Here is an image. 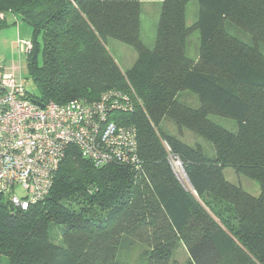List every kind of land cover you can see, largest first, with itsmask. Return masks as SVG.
I'll return each instance as SVG.
<instances>
[{
	"label": "trees",
	"instance_id": "obj_1",
	"mask_svg": "<svg viewBox=\"0 0 264 264\" xmlns=\"http://www.w3.org/2000/svg\"><path fill=\"white\" fill-rule=\"evenodd\" d=\"M142 1L0 0V27L12 13L31 29L30 97L66 103L109 90L128 95L131 107L113 119L136 127L140 155L138 166H96L70 145L45 198L22 209L0 195V259L169 264L182 241L187 264H264V0H198L191 24L190 0H160L153 46L141 38ZM195 31L198 54L190 57ZM110 39L137 51L129 69L108 50ZM166 143L190 188L174 174ZM226 167L255 180L260 193L228 180Z\"/></svg>",
	"mask_w": 264,
	"mask_h": 264
},
{
	"label": "built area",
	"instance_id": "obj_2",
	"mask_svg": "<svg viewBox=\"0 0 264 264\" xmlns=\"http://www.w3.org/2000/svg\"><path fill=\"white\" fill-rule=\"evenodd\" d=\"M5 17L0 10V20ZM31 47L30 39L23 51ZM33 100L14 73L0 72V195L12 205L27 209L46 197L70 145L96 166L139 165L136 127L113 119L116 110L131 107L128 95L109 90L92 102L51 100L43 106ZM165 146L174 174L191 187L181 159Z\"/></svg>",
	"mask_w": 264,
	"mask_h": 264
},
{
	"label": "rangeland",
	"instance_id": "obj_3",
	"mask_svg": "<svg viewBox=\"0 0 264 264\" xmlns=\"http://www.w3.org/2000/svg\"><path fill=\"white\" fill-rule=\"evenodd\" d=\"M162 2L160 0H144L141 2V38L144 43L153 46L157 34V25L160 17ZM199 2L198 0H190L186 6L187 22L193 23L198 17ZM13 14L9 15L12 20ZM229 30L234 35L241 37L244 40L250 41V34L244 33L241 28L229 24ZM31 39V30L27 24H10L8 26L0 27V72H12L21 79L28 92H36V84L32 77L29 76L26 54L23 51L24 42ZM41 43V51L38 55V61L42 63V37H39ZM199 33L193 32L189 37L187 54L190 57H196L198 54ZM108 50L115 58L122 70L129 69L137 57V51L134 47L125 44L116 39H110L108 42ZM188 91L182 92L187 93ZM191 101L192 99L189 98ZM220 123L234 128V121L225 117H215ZM166 127V121L162 122ZM188 135V134H187ZM191 139V138H190ZM225 176L228 180L242 185L247 191L252 194L260 193L259 184L252 178L243 173H238L233 167H226L224 170ZM185 186H189L188 181H185ZM190 188V187H189ZM140 250V249H139ZM189 253L182 241L177 242L169 264H187ZM0 264H10L7 256H2Z\"/></svg>",
	"mask_w": 264,
	"mask_h": 264
},
{
	"label": "crops",
	"instance_id": "obj_4",
	"mask_svg": "<svg viewBox=\"0 0 264 264\" xmlns=\"http://www.w3.org/2000/svg\"><path fill=\"white\" fill-rule=\"evenodd\" d=\"M11 14H12V13H11ZM9 15H10V14H8V17H7V22H8V24H7L6 26H8V25H10V24H15V23H20L21 25H22V24H25L24 22L18 21V20H17V16H15L14 14H13L14 16L12 15V16H13V17H12V20L9 19ZM28 28H29V27H28ZM30 30H31V29H30Z\"/></svg>",
	"mask_w": 264,
	"mask_h": 264
},
{
	"label": "water",
	"instance_id": "obj_5",
	"mask_svg": "<svg viewBox=\"0 0 264 264\" xmlns=\"http://www.w3.org/2000/svg\"><path fill=\"white\" fill-rule=\"evenodd\" d=\"M35 103H37V104H39V105H41V106H43V103L42 102H40V101H38V100H33Z\"/></svg>",
	"mask_w": 264,
	"mask_h": 264
}]
</instances>
